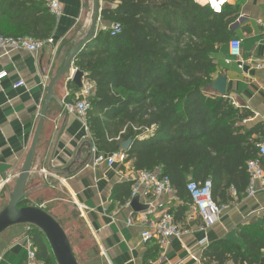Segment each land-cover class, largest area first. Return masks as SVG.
Here are the masks:
<instances>
[{"label":"trees","instance_id":"obj_1","mask_svg":"<svg viewBox=\"0 0 264 264\" xmlns=\"http://www.w3.org/2000/svg\"><path fill=\"white\" fill-rule=\"evenodd\" d=\"M48 2L0 0V35L49 39L56 20ZM102 2L112 7L102 9L100 20L119 24L121 32L111 37L100 30L72 63L92 84L86 126L94 147L112 153L131 140L123 151L125 162L136 172L162 170L181 198L187 196L188 177L210 181L211 198L219 206L232 200L230 190L237 197L245 193L246 164L257 159L255 145L263 142L264 125L246 128L244 122L253 117L248 109L208 91L220 48L235 39L230 25L236 13L225 5L214 14L194 0ZM28 238L42 264H56L40 231L32 228ZM240 238L241 245L210 244L201 262L258 264L264 228L244 229ZM158 252L153 246L148 258Z\"/></svg>","mask_w":264,"mask_h":264},{"label":"crops","instance_id":"obj_2","mask_svg":"<svg viewBox=\"0 0 264 264\" xmlns=\"http://www.w3.org/2000/svg\"><path fill=\"white\" fill-rule=\"evenodd\" d=\"M56 1L61 16L56 19L51 35L52 46L44 47L37 54L0 51V73L7 72V78L0 81V210L8 203L16 175L31 145L48 83L89 31L91 16L85 0ZM194 1L206 5V0ZM225 1L236 13L230 30L240 41V56L245 65L241 70L234 63L225 65L228 47L224 45L219 51L213 80L224 76L225 95L231 104L253 114L244 122L246 128L264 125V0ZM105 7L112 6L101 0V8ZM109 26L110 23L99 20L97 27L99 31H107ZM256 64H261V68H255ZM75 71L71 66L53 86V99L44 114L32 172L25 183L24 201L48 213L66 231L71 244L67 233L90 246L92 255L86 257L89 264H149L151 260L156 264H203L202 253L210 244L228 240L241 245L242 230L264 228V193L254 197L243 193L237 197L230 190L232 200L222 206L219 219L208 228L202 226L188 195L181 198L173 191L160 197L139 194L131 198L136 175L131 164L93 166L91 147L94 145L90 132L64 108L76 100L82 87L91 84L83 75L82 87L75 86L71 81ZM17 81H22L24 86L14 88ZM261 140L264 142V137ZM123 143L118 151H125ZM261 159L264 169V158ZM191 180L187 178V182ZM134 200L135 208L132 207ZM149 204L153 207V214L148 218L150 224L156 222L160 212L168 211L185 232L159 249L156 258H148L155 243H144L140 238L141 214ZM180 211L182 214L176 216ZM130 217L133 226L127 225ZM31 229L16 225L0 235V264H26V240ZM258 264H264V254Z\"/></svg>","mask_w":264,"mask_h":264},{"label":"built area","instance_id":"obj_3","mask_svg":"<svg viewBox=\"0 0 264 264\" xmlns=\"http://www.w3.org/2000/svg\"><path fill=\"white\" fill-rule=\"evenodd\" d=\"M225 4V0H223V2H221V0H206V5L214 14H220ZM47 7L55 20L60 18V6L56 0H49ZM107 31L111 37H114L121 32V27L119 24L112 23ZM239 43L240 41L238 39H234L227 44L228 52L224 59V64L230 65L231 63H234L237 68L241 70L244 67L245 62L240 56ZM53 44L54 41L51 37L45 41H37L29 37L12 38L0 35V51L4 53L9 51H25L31 54H37L43 50L44 47L52 46ZM255 68L260 69L261 64H256ZM5 78H7V72L3 71L0 73V81ZM23 86L24 83L22 81H17L13 85L14 88ZM92 94V85L87 84L81 88L74 102L64 105L65 110L75 115V117L82 122L84 128H87L86 113L90 107ZM255 147L257 150V159L250 160L246 164L248 183L245 189V195L247 197H254L258 193H264V169L259 160L264 158V142L256 143ZM91 153L94 154L92 159L93 166L104 164L107 167H111L115 163L123 164L126 160L123 151H117L107 155L99 153L95 147H91ZM211 189L210 181L198 183L191 180L188 181L185 186V191L190 199L191 206L200 218L204 228L213 225L219 219V216L224 209V207L219 206L212 200ZM231 191L234 194V190ZM172 192L173 189L169 178L163 175L160 169H154L152 171L142 170L136 172L135 179L131 186L130 196L131 198H135L141 194L143 197H160ZM152 214L153 207L151 204H149L141 214L143 229L140 231V238L144 243L153 242L158 249L162 250L167 247L173 239H178L185 233L182 232L174 222L172 214L168 211L160 212L156 222L150 224L148 218ZM133 224L134 221L130 217L127 221V225L133 226ZM203 243L205 242L203 241L202 244ZM26 245V264H42L29 238L26 240Z\"/></svg>","mask_w":264,"mask_h":264},{"label":"water","instance_id":"obj_4","mask_svg":"<svg viewBox=\"0 0 264 264\" xmlns=\"http://www.w3.org/2000/svg\"><path fill=\"white\" fill-rule=\"evenodd\" d=\"M101 11V0H91L89 31L87 35L70 51L62 68L53 78L50 79L48 83L45 100L40 111L37 127L31 145L26 154L21 170L16 175L13 189L8 198V203L0 210V235L8 228L16 225H27L40 231L49 245L56 264H78L64 230L45 211L34 206L21 207V203L25 200L26 192H24V187L29 173L32 172V160L43 124L44 114L48 104L53 99V86L55 82L72 66L73 61L84 49V47L96 37L97 33L99 32L97 26L100 20ZM82 78L83 73L77 70L74 72L71 81L80 89L82 87ZM226 82L227 80L224 76H217V78L214 79L209 85V89L218 96H225ZM130 145L131 140L125 141L122 144L123 150H128ZM135 205L136 201L134 200L132 202V207L135 208Z\"/></svg>","mask_w":264,"mask_h":264},{"label":"rangeland","instance_id":"obj_5","mask_svg":"<svg viewBox=\"0 0 264 264\" xmlns=\"http://www.w3.org/2000/svg\"><path fill=\"white\" fill-rule=\"evenodd\" d=\"M85 3H86L85 7L87 9L88 15L91 16V0H85ZM64 232H66V231H64ZM67 234H68L70 240H72V244L71 243L70 244H71V247H72V250H73L74 257H75V259L77 258L76 259L77 263L78 264H89L87 262V258L91 257V255H92L91 247L90 246L87 247L82 242L81 238L78 240V239H76V236L74 237L70 233H67Z\"/></svg>","mask_w":264,"mask_h":264},{"label":"snow or ice","instance_id":"obj_6","mask_svg":"<svg viewBox=\"0 0 264 264\" xmlns=\"http://www.w3.org/2000/svg\"><path fill=\"white\" fill-rule=\"evenodd\" d=\"M221 2H223V0H221ZM219 10V9H218Z\"/></svg>","mask_w":264,"mask_h":264},{"label":"bare ground","instance_id":"obj_7","mask_svg":"<svg viewBox=\"0 0 264 264\" xmlns=\"http://www.w3.org/2000/svg\"><path fill=\"white\" fill-rule=\"evenodd\" d=\"M162 171V170H161Z\"/></svg>","mask_w":264,"mask_h":264}]
</instances>
